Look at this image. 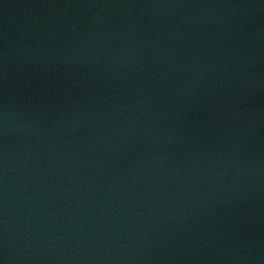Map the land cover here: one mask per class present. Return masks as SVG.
Masks as SVG:
<instances>
[{
    "label": "water",
    "instance_id": "1",
    "mask_svg": "<svg viewBox=\"0 0 264 264\" xmlns=\"http://www.w3.org/2000/svg\"><path fill=\"white\" fill-rule=\"evenodd\" d=\"M0 264H264V0H0Z\"/></svg>",
    "mask_w": 264,
    "mask_h": 264
}]
</instances>
